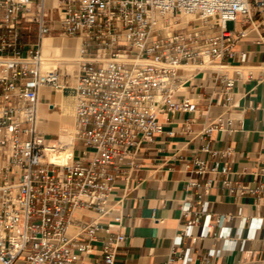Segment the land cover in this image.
<instances>
[{
  "label": "built area",
  "instance_id": "built-area-1",
  "mask_svg": "<svg viewBox=\"0 0 264 264\" xmlns=\"http://www.w3.org/2000/svg\"><path fill=\"white\" fill-rule=\"evenodd\" d=\"M46 1L0 0V264H73V248L90 249L98 218L115 209L106 201L122 159L163 131L158 114L165 105L193 108L188 98L172 101L182 79L178 71L203 69L233 53L248 29L264 44V0ZM187 15L201 25L193 18L183 24ZM237 21L243 28L226 27ZM24 23L35 25L34 43L21 39ZM53 33L79 37L81 45L72 154L65 164L50 160L56 138L39 127L40 88L60 91L67 85L59 67L42 68L41 40ZM217 124L222 126L220 117ZM227 172L224 164L220 173ZM222 185L264 196V178L256 187L233 186L226 177ZM80 207L94 209L97 219L68 235ZM206 208L201 203V211ZM195 222L187 221L185 235ZM124 238L110 236L94 264H113ZM165 264H175L173 252Z\"/></svg>",
  "mask_w": 264,
  "mask_h": 264
},
{
  "label": "crops",
  "instance_id": "crops-1",
  "mask_svg": "<svg viewBox=\"0 0 264 264\" xmlns=\"http://www.w3.org/2000/svg\"><path fill=\"white\" fill-rule=\"evenodd\" d=\"M231 23L230 29L243 28L239 21ZM256 40V31L248 29L234 42L233 53L203 69L178 71L182 79L172 101L188 98L193 108L165 105L158 114L163 131L143 139L133 155L122 159L106 201L115 209L98 218L90 249L73 248V264H94L104 255L105 241L116 234L125 238L113 264H165L172 252L175 264H264V196L222 185L226 177L233 186L256 187L264 178V44ZM39 92L40 130L58 137L60 120L49 131L42 128L51 108H61L63 92L46 86ZM208 125L216 126L205 132ZM216 164L217 171H211ZM224 164L226 174L220 173ZM201 203H207L205 211ZM73 216L68 235L98 214L80 207Z\"/></svg>",
  "mask_w": 264,
  "mask_h": 264
},
{
  "label": "bare ground",
  "instance_id": "bare-ground-1",
  "mask_svg": "<svg viewBox=\"0 0 264 264\" xmlns=\"http://www.w3.org/2000/svg\"><path fill=\"white\" fill-rule=\"evenodd\" d=\"M52 3L53 2L51 0L46 1V4L48 5ZM189 18H193L197 26L201 25V20L196 16H192V15L182 16V23L184 24ZM69 49H75L76 53L71 54L66 52ZM80 49H81L80 41L75 40V38L70 39L64 36L62 37L44 36L40 44V53L43 59L42 68L49 69L50 66H52V68L57 66L60 67L61 70H66L67 72H69L67 70L68 67V69L73 73V68L77 65V62L81 57ZM45 65L48 66L49 68L46 67ZM184 67L192 68L191 66H184ZM71 72L69 73L71 74ZM76 78L77 76L74 77V82L72 83V85H74L73 86L74 90H75ZM59 92H63L62 102L60 101L61 108L59 110H56L54 107L55 105L51 108V114H50L51 118L49 119L48 122L43 123L42 129L49 131V129H51V127L53 126L52 122L60 120V123L57 125V132L59 133V136L56 137L57 146L49 154V158L54 163L65 164L69 162V158L71 157L72 154L75 98L73 99L71 86L65 85Z\"/></svg>",
  "mask_w": 264,
  "mask_h": 264
},
{
  "label": "rangeland",
  "instance_id": "rangeland-1",
  "mask_svg": "<svg viewBox=\"0 0 264 264\" xmlns=\"http://www.w3.org/2000/svg\"><path fill=\"white\" fill-rule=\"evenodd\" d=\"M226 27L228 29H230L232 27V23L231 22H228L226 24ZM22 34H23V37L21 39L23 41L28 42V43L31 42V41H33L35 39V36H36V28H35V25L34 24H30V23H24L22 25ZM57 36H61V37L64 36V37H67V38H70V39L75 38V40L80 41V39L78 37H74V36H70V35H65V34H58V33H53V34L47 35L46 37H57ZM28 47L29 46L24 47L22 53H25V51H26V49ZM80 51H81V49H80ZM66 52L71 53V54H75L76 53L75 49H69ZM46 67H48V66H46ZM50 68H52V66H50ZM67 70L69 72H71L68 69V67H67ZM60 71H61V73H64L65 74L64 77L67 80V86H71L72 93H73V99H74L75 98V90L73 89V86L74 85H72V83L74 82V77L77 76L76 75V66L73 68V73L71 72V74L69 72H67L66 70H61L60 69ZM73 107H74V105H73ZM56 110H59V108H56ZM54 138H56V137H54ZM80 148H81V145L79 143H77L76 144V150H75L76 153L75 154L78 153V151L80 150Z\"/></svg>",
  "mask_w": 264,
  "mask_h": 264
}]
</instances>
